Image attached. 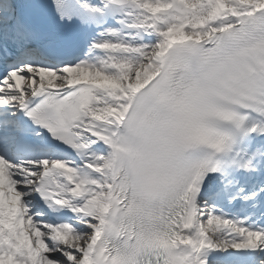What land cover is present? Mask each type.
Returning a JSON list of instances; mask_svg holds the SVG:
<instances>
[{
  "label": "snow or ice",
  "instance_id": "obj_1",
  "mask_svg": "<svg viewBox=\"0 0 264 264\" xmlns=\"http://www.w3.org/2000/svg\"><path fill=\"white\" fill-rule=\"evenodd\" d=\"M0 264H264V0H0Z\"/></svg>",
  "mask_w": 264,
  "mask_h": 264
}]
</instances>
